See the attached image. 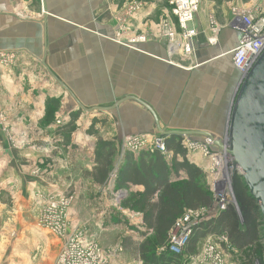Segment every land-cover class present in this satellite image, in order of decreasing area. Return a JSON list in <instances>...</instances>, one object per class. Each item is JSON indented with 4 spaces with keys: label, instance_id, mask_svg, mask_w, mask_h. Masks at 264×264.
<instances>
[{
    "label": "crops",
    "instance_id": "1",
    "mask_svg": "<svg viewBox=\"0 0 264 264\" xmlns=\"http://www.w3.org/2000/svg\"><path fill=\"white\" fill-rule=\"evenodd\" d=\"M136 1L144 5L130 17L129 36L136 34V37L142 35L140 37L147 38L143 42L135 41V50L129 49L127 52L125 63L128 65L126 68L129 70V83L128 87L125 86L127 89L123 90V50L119 44L125 38L120 32L122 21L119 18V10L122 0H0V52L17 54L14 66H0V110L7 115L6 130L0 132V190L4 193L16 191L13 195L15 206L31 202L30 197L23 199L20 195H31L32 199L40 200L41 195L57 196L68 192L74 196V204L71 205L74 212L75 203L77 206L82 204L84 199H88L87 193L90 190L99 195L102 190L107 189L105 186L111 182L113 166L116 171L111 183L116 185L118 171L126 164L125 155L114 160L112 155L107 177L100 180L96 140L86 128L91 119H88L89 116L93 115L95 120L96 115L105 117L115 111L83 112L50 72L67 86L86 108L106 107L103 104L108 100L110 103L107 106H111L122 94L128 92L129 95L149 104L157 114L152 101L147 98L150 97L154 101L158 99L160 89L169 91L170 70L179 69L171 67L173 64L165 61V41L150 37L151 33H157L150 27L154 22V18H150L157 8H162L161 12L166 13L164 11H167L169 0ZM207 6L206 3L200 4L194 19L188 24V28L197 33L194 39L196 52L207 53V57L195 63L197 67L192 70L194 72L198 69L200 72L203 67L216 62L219 57L228 56L231 62L230 52L239 39L237 31L230 25L233 16L228 10L229 5ZM235 8L246 9L245 11L252 12L256 18H262L259 1L253 6L237 5ZM214 10L217 14H224L225 22L217 28L219 31L216 40L210 44L208 40L214 28L207 27L210 19L207 15ZM213 25L214 23L211 26ZM202 51L205 53H200ZM158 57L160 59H157ZM43 60L45 65L42 64ZM206 72L204 70V73ZM181 80L184 84L183 74ZM62 92L66 93L67 98L63 99L57 110L65 117L63 125L59 131L56 124H49L46 128L43 115L47 100L58 97ZM112 92L113 95H110ZM87 101H91L92 105L87 107ZM142 111L145 123L149 119L152 121L151 116L143 109ZM203 111V115L214 112L209 105ZM78 112H82L79 114H83L86 119L83 121L82 132L71 134L67 132V128L62 129L68 126L71 116ZM157 116L160 118L159 114ZM222 119L224 120V116ZM159 120L161 126L167 128L162 124V120ZM132 121H135L134 128L137 133H146L144 131L147 125L142 126L134 117ZM85 129L88 135L85 134ZM58 143L60 148L56 146ZM163 161L170 165L164 157ZM176 163L180 162L173 164ZM198 163L202 162H192L195 165ZM197 167L199 168V164ZM178 173V177L182 178L175 180V175L171 173L169 179L172 182L184 180L183 173ZM115 187L114 190L119 191L123 198L127 192L137 193V196L144 192L143 186L136 184H127L120 190ZM155 200L156 198L152 201ZM72 216L78 217L73 213ZM73 217L71 222L74 221ZM137 219L142 225L141 215Z\"/></svg>",
    "mask_w": 264,
    "mask_h": 264
},
{
    "label": "rangeland",
    "instance_id": "2",
    "mask_svg": "<svg viewBox=\"0 0 264 264\" xmlns=\"http://www.w3.org/2000/svg\"><path fill=\"white\" fill-rule=\"evenodd\" d=\"M257 1H259L262 10V15L260 16L264 19V0H198V8L200 4L205 3L206 6L209 4H214L216 6L227 4L229 5L228 10H230L231 16H233V11L238 10L235 8L237 5L253 6ZM170 2L171 0L168 1V6L166 3L167 11H164L166 13L161 12L163 10L162 8H157L155 14L150 18V20L154 18L152 20L154 22H152L153 24L150 27H153V31H157L156 34L150 32V37L165 41L167 46L165 61L169 64H173V67L175 66L179 69L170 70L169 91L165 88V90L160 89L157 100L155 99L153 101L150 97L147 99L152 101L158 112L157 114L160 115L159 119L162 120L164 126H167L168 130H208V132L216 137H220L224 131L226 113L231 97L239 82L240 74L234 70L228 56L219 57L216 62H212L210 65L203 67V71L201 70L199 72L200 69H198L193 73L190 72L196 68L195 63L207 57V53L198 54L199 52H196L197 49L195 50L194 48V39L196 36L189 40L191 45L190 54L184 53L186 48L184 45L186 42L182 36L183 30L180 27L178 19L172 14L173 6L170 5ZM123 4L124 6H122ZM135 5L142 6L144 4L136 0H122L119 10L120 13L118 12L120 15L119 18L122 21L120 32L121 35L125 37L119 42L121 50H123V59L121 63L123 90L127 89L129 83V70L126 68L128 65L125 63L127 60L126 55L129 49L135 50V45L132 44V40L143 42L147 38L140 37L142 35L136 37V34L129 36V21L130 17L134 15L130 14V10ZM208 14L207 17L210 19L208 20L209 24H207V27L215 28V30H212L209 40H216L219 31L217 28H220L225 22L223 19L224 14H217L215 10ZM191 22L192 21L187 22L185 25L186 30L196 32L188 28V24ZM212 23H214L213 26H211ZM164 24H166L170 32H172V38H169V40L161 37V33L167 30L164 28ZM85 50L87 51V49H84V51ZM200 53L205 52L202 51ZM0 55L4 56L3 59L0 58V66L7 65L12 67L15 65L14 60L17 54L0 52ZM194 55H196V57ZM157 59L160 58L158 57ZM162 61L165 62L163 59ZM83 66H85L84 63ZM204 70L207 72L204 73ZM181 74H183L184 84L182 82L183 80H181ZM58 89H60V87H58ZM110 95H113V92ZM156 97L157 96H155V98ZM65 98H67L66 93L62 92L58 97L47 100V107L43 115L46 128L49 124H56L55 126L59 131V128L63 125L65 117H63V114L57 109ZM51 102H56L58 106L54 108L55 105ZM85 103L86 106L92 105L91 101ZM109 103L108 100L104 102L103 105L107 106ZM208 105L214 110V114L210 113V115H203V110ZM140 111H142V109H140L138 105L129 102L121 106L114 113L108 114L105 117L103 115H96L97 117L94 120V118H92L93 115L89 116L88 119L90 117L91 119H89L86 128L90 131L89 134L94 135V139L96 140L95 149L98 148L99 143L111 140L112 143H114L113 160L114 158L120 159L121 156L125 154H133V156H136L141 152L152 153L155 151V139L160 136L156 132L154 124H152L150 119L145 123V120L142 119L144 113ZM82 115L83 114H79L78 119L74 121L71 125L72 127L68 129L71 134L78 131L82 132L83 121H86L85 116ZM222 116H224V120ZM133 117L139 120L142 126L147 125L145 126L147 128L144 131L146 132L145 134L137 133L134 128L135 121H132ZM6 118V112L0 110V132L6 130ZM64 128L65 127L62 129ZM87 130L85 129L86 135H88ZM120 134H124L125 136ZM142 135L147 136L149 138L148 140H150L146 146H143V144L141 146L138 142H134L135 137ZM127 139H130L128 143L126 141ZM186 139L187 138H182L181 140L184 155L175 156L171 153L172 158L169 160V164L172 165L174 162H181L183 160H186L190 164H192V162L196 163V160L202 163L206 161L205 164L203 163V166L202 163H198L199 168L197 167V169L201 174L199 180L200 186L204 188L207 187L211 192V185L215 177L214 173L211 172L212 165L215 168L217 176V174L220 175L222 173L224 162L218 153L210 151L212 145L206 144L204 139L192 138L195 146L199 147L196 152L192 151L190 145L188 146ZM56 146L60 148L59 143L56 144ZM207 152L211 157L216 154V156L213 157L214 161H212L213 158L211 157L206 158ZM196 165L192 164L193 167H196ZM114 171H116L115 166H113L111 170V182L114 181ZM235 176L237 175L235 174L234 177ZM234 177L231 179L232 186ZM180 178L182 177H179V179ZM176 179L178 178H175V180ZM111 182L106 184L105 187L107 189L102 190L99 195L97 192L90 190L87 193L89 195L88 199H84V202L77 206H75V203L74 212H72L73 208L71 207L72 203L74 204V196H72V193L68 194V192H65L63 195L58 194L55 196L52 194L46 197H42L41 195L40 200L32 199L31 195H20L19 197H24L23 199L30 197L31 202L30 204H19L18 207L17 205L15 206L13 199V195H15L16 191L4 193L0 190V264H55L63 251L65 245L64 240L67 237L76 238L83 246L96 249V255L100 257L103 264H145L144 259L149 256L148 253L154 252L161 247L155 245V238L150 232H147L143 228L141 229L142 225H140L137 219L140 214L123 206L126 202L132 203L134 198H137V193L127 192L123 198L120 196L119 191L114 190V186L116 185ZM1 206L3 208H1ZM234 212L239 222H241L239 214H237L236 210H234ZM45 213L53 215L50 217H55L57 221L52 222L53 224H48L45 221L46 219H43L45 218ZM72 213L75 216L78 215V217H73ZM71 217L74 218L73 222H71ZM51 225L56 228L64 227V231L61 229L63 235L57 234L55 228L51 227ZM205 234L207 235V233ZM207 240V237L203 236L202 239L197 242L198 244L194 245L190 256L195 257L200 255ZM257 243L258 248V245L261 244L259 241ZM262 243H264V240H262ZM221 248L224 250L227 262L230 264H243L245 259L248 263V257L252 256L248 254L255 253H250L253 250L252 248L239 253H233L230 250L227 252L224 246H221ZM159 252L161 251L159 250ZM186 256L188 257L189 255ZM186 258H179V264H187Z\"/></svg>",
    "mask_w": 264,
    "mask_h": 264
},
{
    "label": "trees",
    "instance_id": "3",
    "mask_svg": "<svg viewBox=\"0 0 264 264\" xmlns=\"http://www.w3.org/2000/svg\"><path fill=\"white\" fill-rule=\"evenodd\" d=\"M51 103L55 105L54 108L58 106L56 102ZM78 113L71 116V121L65 128L72 127V123L78 119ZM67 131L70 133L69 130ZM181 140L182 138L179 137L164 139L166 151L175 156H183ZM96 152L100 166L98 176L100 180H105L107 169L111 165L110 157L114 154V143L101 142ZM124 158L126 164L118 171L115 188L124 189L127 184L143 186V194L134 198L132 203L126 202L123 206L141 215L143 229L150 232L155 238V245L161 247L157 249L158 251L148 253L149 256L144 259L145 264H179L178 257L159 250L166 246L169 232L184 212L198 208H205L207 214L195 229L187 245L186 255H191L194 245L198 244L203 236L207 238L212 236L215 239L219 233L227 235L234 252H244L252 248L250 253H255L248 254L252 255L247 256L249 262L263 255L262 218L255 201L249 197L241 177L235 176L233 181V192L242 220L239 222L232 206H228L222 212L216 210L211 192L207 187L200 186V171L186 160L169 166L164 163L163 156L157 151L141 152L136 156L125 154ZM179 171L183 173L184 180L172 182L169 174L171 176L173 173L175 178H179ZM154 198L156 200L152 201ZM258 241L261 245L257 248ZM243 264H247L246 259Z\"/></svg>",
    "mask_w": 264,
    "mask_h": 264
},
{
    "label": "built area",
    "instance_id": "4",
    "mask_svg": "<svg viewBox=\"0 0 264 264\" xmlns=\"http://www.w3.org/2000/svg\"><path fill=\"white\" fill-rule=\"evenodd\" d=\"M198 4V0H171L170 2V5L173 6L172 14L178 19L180 27L183 30L182 36L186 42L184 45L186 46L184 51L185 54H190L191 45L189 40L196 36V32L187 31L185 25L187 22L193 20L195 14L197 13ZM140 7V5L133 6V8L130 10V14H135V12L140 9ZM236 16H240L241 19L239 18L235 21ZM230 25L237 31L239 36L237 45L230 52L231 64L232 67L238 71V73H240V77H243L248 73L255 60L264 50V19L256 18L252 12L238 9L233 11V19ZM164 28L167 30H164V32L161 33V37L169 40V38H172V32H170V29H168L166 24H164ZM135 41L136 40H132V44H135ZM210 41L215 42L214 39H210L209 43ZM0 58L3 59L4 56L0 55ZM148 139L149 138L147 136L142 135L135 137L134 142H138V144H141V146L142 144L143 146H146L148 141H150ZM126 141L128 143L130 139H127ZM186 143L188 146L190 145L192 151L194 152H196L199 148L198 146L196 147L195 143L189 139H186ZM206 143L208 142L206 141ZM211 149L210 151H215L218 153V151L214 150L213 147H211ZM154 150L166 158L167 162L169 163V160L172 158V156L171 153L166 151L163 138L159 137L155 139ZM219 153L221 154V152ZM222 153L224 154V152ZM214 156H216V154L211 157L208 152L206 153V158H213ZM224 157H226L225 154ZM212 161H214V158ZM211 172L215 175L211 185V194L216 210L218 212H222L226 210L228 206H232L240 216L237 202L232 190V180L230 181L229 190L231 192L233 202L232 199L226 195L219 193H224V190L219 191V187H224V184L221 182V180L216 179L215 168L213 165ZM231 175L233 177L232 172ZM45 214V218L43 219H46L45 221L48 224H53L52 222L57 221L55 217H50L53 215L48 213ZM206 214L207 211L205 208L187 210L184 212V214L175 222L172 230L169 232L166 246L160 251H166L178 258H186L187 245L189 244L195 229L198 227ZM51 227L54 226L51 225ZM54 228L57 234L63 235L61 229L64 231V227ZM207 239L208 240L205 243L201 254L195 257L188 256L186 258L187 264H230L227 262V257L224 254V250L221 248V246H224L227 252L229 250L233 252L235 251L230 246L227 235L224 233H219L215 239L212 236H209ZM64 242L65 245L63 251L55 264H103V261L101 262L100 257L96 255V249H93V247H85L79 240L73 237H67ZM247 264H264V253L261 257L253 258L251 262H248Z\"/></svg>",
    "mask_w": 264,
    "mask_h": 264
},
{
    "label": "water",
    "instance_id": "5",
    "mask_svg": "<svg viewBox=\"0 0 264 264\" xmlns=\"http://www.w3.org/2000/svg\"><path fill=\"white\" fill-rule=\"evenodd\" d=\"M42 64L45 65L44 60ZM50 74L85 113H110L126 103H135L151 116L154 128L161 138L179 137L191 141L193 137L202 138L210 143L214 150L224 152L232 166L233 177L236 174L242 178L249 197L255 201L264 229V50L248 73L240 77L231 97L224 131L220 137L202 130H168L161 126L156 112L149 104L129 95L128 92L122 94L111 106L86 108L67 86L51 72Z\"/></svg>",
    "mask_w": 264,
    "mask_h": 264
},
{
    "label": "bare ground",
    "instance_id": "6",
    "mask_svg": "<svg viewBox=\"0 0 264 264\" xmlns=\"http://www.w3.org/2000/svg\"><path fill=\"white\" fill-rule=\"evenodd\" d=\"M239 18L241 19L240 16H236L235 21L238 20ZM211 43H214V42L211 41ZM206 144H208V143H206ZM218 154L221 156L222 161L224 162V169L222 170V173L221 174L219 173L220 175L217 174V176H216V179L221 180V182L224 184V187H222V186L219 187V191L224 190V193H221V192H219V193L226 195L227 197L232 199L231 192L229 190L230 181L232 179V175H231L232 166L230 165L229 160L226 157H224V154L222 152H221V154L218 152ZM232 190H233V188H232ZM233 194H234V192H233ZM232 202H233V199H232Z\"/></svg>",
    "mask_w": 264,
    "mask_h": 264
}]
</instances>
